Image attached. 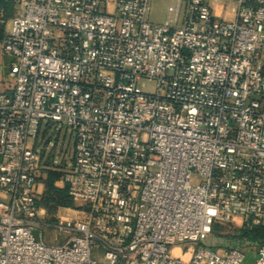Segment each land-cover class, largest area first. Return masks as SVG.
I'll list each match as a JSON object with an SVG mask.
<instances>
[{"label":"built area","instance_id":"obj_1","mask_svg":"<svg viewBox=\"0 0 264 264\" xmlns=\"http://www.w3.org/2000/svg\"><path fill=\"white\" fill-rule=\"evenodd\" d=\"M16 1L0 264H249L205 242L219 223L264 224V0H170L165 22L150 20L152 0ZM53 125L74 138L77 208L56 220L36 145Z\"/></svg>","mask_w":264,"mask_h":264},{"label":"rangeland","instance_id":"obj_2","mask_svg":"<svg viewBox=\"0 0 264 264\" xmlns=\"http://www.w3.org/2000/svg\"><path fill=\"white\" fill-rule=\"evenodd\" d=\"M170 0H152L151 9L149 12V18L153 22H165L168 19L169 11L168 5ZM154 79H149L147 77H142L138 81V86L144 90L154 91L155 90ZM34 139H30V143H33ZM38 147L41 148L45 167L43 168V176L39 181V192L41 196L46 192L47 187L50 183L48 180V173L50 171V179L55 180L58 186H64L65 180L64 175L70 168V162L73 159L74 151V138L73 135L67 131L65 127H57L53 125L45 131V128L41 131V134L37 138ZM57 159V161H55ZM57 170L60 172L59 178L53 172ZM197 178L194 179L196 181ZM0 198L8 199V196H3L0 191ZM76 205L72 206H60L55 214L75 216L77 215ZM47 212V211H46ZM245 223L242 219H238L230 222H223L215 225L214 231L211 236L206 240V244L211 245L214 248L220 250H226L228 248L237 246L243 248L247 253V261L249 264H255V259L257 257L258 245L251 243H239V235L241 233L242 227ZM45 239L48 241H53V228L44 227ZM67 234H63L62 240L66 238Z\"/></svg>","mask_w":264,"mask_h":264},{"label":"trees","instance_id":"obj_3","mask_svg":"<svg viewBox=\"0 0 264 264\" xmlns=\"http://www.w3.org/2000/svg\"><path fill=\"white\" fill-rule=\"evenodd\" d=\"M3 34V26L0 23V37ZM47 129H45L46 131ZM57 178H59L60 172L57 170L53 171ZM50 171L48 173V180L50 183L47 187L46 192L41 196L40 203L45 207L47 211L48 218L52 220H56L57 216L55 214L56 210L60 206H72L74 205V201L69 194L68 186L65 183L64 186H58L55 183V180L50 179ZM238 242L241 243H251L259 245L264 242V224L249 226L245 224L239 235Z\"/></svg>","mask_w":264,"mask_h":264},{"label":"crops","instance_id":"obj_4","mask_svg":"<svg viewBox=\"0 0 264 264\" xmlns=\"http://www.w3.org/2000/svg\"><path fill=\"white\" fill-rule=\"evenodd\" d=\"M20 11V6L16 0H0V17L4 19L1 22L3 34L0 37V90L10 88L11 83L8 80L7 72L10 68L12 56L4 51L3 40L10 30L13 17Z\"/></svg>","mask_w":264,"mask_h":264},{"label":"bare ground","instance_id":"obj_5","mask_svg":"<svg viewBox=\"0 0 264 264\" xmlns=\"http://www.w3.org/2000/svg\"><path fill=\"white\" fill-rule=\"evenodd\" d=\"M176 252H179V249L178 248L176 249Z\"/></svg>","mask_w":264,"mask_h":264}]
</instances>
